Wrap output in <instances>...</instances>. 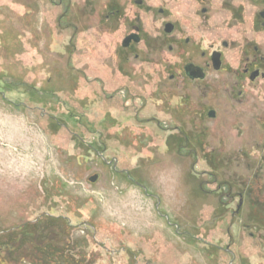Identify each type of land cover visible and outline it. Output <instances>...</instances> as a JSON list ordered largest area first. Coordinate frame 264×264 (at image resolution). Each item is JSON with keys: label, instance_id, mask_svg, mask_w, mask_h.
Instances as JSON below:
<instances>
[{"label": "rangeland", "instance_id": "rangeland-1", "mask_svg": "<svg viewBox=\"0 0 264 264\" xmlns=\"http://www.w3.org/2000/svg\"><path fill=\"white\" fill-rule=\"evenodd\" d=\"M161 1L0 0V264H264V120L121 44Z\"/></svg>", "mask_w": 264, "mask_h": 264}, {"label": "flooded vegetation", "instance_id": "flooded-vegetation-1", "mask_svg": "<svg viewBox=\"0 0 264 264\" xmlns=\"http://www.w3.org/2000/svg\"><path fill=\"white\" fill-rule=\"evenodd\" d=\"M128 3L141 7L143 0ZM212 4L221 12L210 26L207 14ZM178 9L190 12L185 30L176 18L166 17L167 11ZM154 12L150 23L154 36H142L138 12L137 28L121 37L122 46L152 40L157 53L154 70L168 73L173 92L183 91L190 101L191 89L200 93L216 89L224 102L233 104L239 118L251 123L259 115L264 120V110L257 109V99H264V91L257 86L259 81L264 83V40L257 41L255 36L257 16L264 26V0H164ZM206 114L211 119L217 116L214 108ZM174 130L183 133L179 127Z\"/></svg>", "mask_w": 264, "mask_h": 264}, {"label": "water", "instance_id": "water-1", "mask_svg": "<svg viewBox=\"0 0 264 264\" xmlns=\"http://www.w3.org/2000/svg\"><path fill=\"white\" fill-rule=\"evenodd\" d=\"M97 178V175L96 174H93L92 176H90V180L91 181H95Z\"/></svg>", "mask_w": 264, "mask_h": 264}]
</instances>
